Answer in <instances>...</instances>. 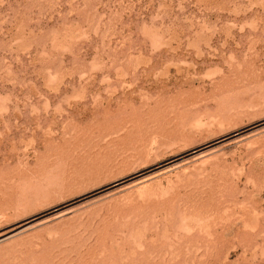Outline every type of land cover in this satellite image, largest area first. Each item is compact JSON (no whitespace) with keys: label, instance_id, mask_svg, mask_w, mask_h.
I'll list each match as a JSON object with an SVG mask.
<instances>
[{"label":"rangeland","instance_id":"obj_1","mask_svg":"<svg viewBox=\"0 0 264 264\" xmlns=\"http://www.w3.org/2000/svg\"><path fill=\"white\" fill-rule=\"evenodd\" d=\"M0 264H264V0H0Z\"/></svg>","mask_w":264,"mask_h":264}]
</instances>
